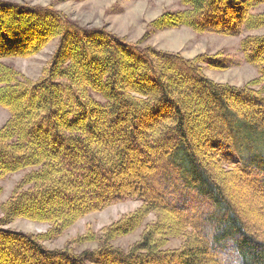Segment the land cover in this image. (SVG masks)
Here are the masks:
<instances>
[{
    "label": "trees",
    "instance_id": "16d2710c",
    "mask_svg": "<svg viewBox=\"0 0 264 264\" xmlns=\"http://www.w3.org/2000/svg\"><path fill=\"white\" fill-rule=\"evenodd\" d=\"M58 1V0H56ZM70 1V0H59ZM84 1V0H74ZM264 0H181L137 41L82 25L55 4L0 0V177L27 171L1 204L0 264H264V34L241 51L257 77L220 83L205 53L185 57L145 41L158 30L242 36L264 28ZM58 39L41 77L5 62ZM1 191V189H0ZM127 199L141 205L63 248L45 241ZM154 215L152 221H148ZM16 218L48 231L7 228ZM145 227L129 249L115 240ZM172 238L181 245L168 248ZM97 242L78 250L72 243Z\"/></svg>",
    "mask_w": 264,
    "mask_h": 264
},
{
    "label": "rangeland",
    "instance_id": "374dc122",
    "mask_svg": "<svg viewBox=\"0 0 264 264\" xmlns=\"http://www.w3.org/2000/svg\"><path fill=\"white\" fill-rule=\"evenodd\" d=\"M31 5H48L54 3L56 8L64 12L67 16L78 21L82 25L106 26L119 36H123L130 41H137L143 37L148 30L149 23L165 11H177L183 8L181 0H84V1H56V0H12ZM264 11V4L254 12ZM264 34V28L245 32L239 36H225L217 33H198L189 27L172 28L158 30L150 35L145 41L158 49L180 52L185 57H194L197 54L205 53L215 56L216 60L225 69H215L204 66L205 74L220 83H228L235 86H242L249 80L257 77L258 70L255 66L248 64L241 51V40L247 35ZM58 44V39L51 41L46 48L31 57L7 58L5 62L13 65L17 70L31 79H38L43 73L53 51ZM9 117V111L0 105V127ZM27 171H19L5 177H0V216L1 204L10 196L13 188ZM250 197L242 198V208H250V220L257 222L264 218V213L255 203L249 201ZM141 205L140 200L127 199L115 203L101 211L87 214L78 219L73 225L64 230L59 236L52 240L45 241L49 248H63L70 244L72 240L91 231L98 234L112 222L117 221L122 216L133 212ZM151 215L148 221H152ZM7 228L16 229L28 233H43L48 231L50 224L30 220L27 218H16ZM145 227V224L131 234L125 235L115 240V245L124 249L137 241ZM181 239L172 238L168 242V248L181 245ZM78 250L95 248L97 242H87L83 244L72 243Z\"/></svg>",
    "mask_w": 264,
    "mask_h": 264
}]
</instances>
